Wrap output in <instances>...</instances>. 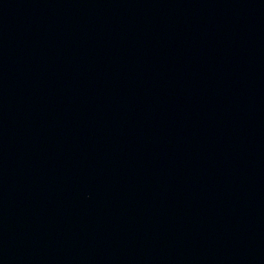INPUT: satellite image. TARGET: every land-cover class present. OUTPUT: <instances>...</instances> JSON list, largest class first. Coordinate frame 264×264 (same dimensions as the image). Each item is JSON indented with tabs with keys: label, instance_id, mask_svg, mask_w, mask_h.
<instances>
[{
	"label": "water",
	"instance_id": "obj_1",
	"mask_svg": "<svg viewBox=\"0 0 264 264\" xmlns=\"http://www.w3.org/2000/svg\"><path fill=\"white\" fill-rule=\"evenodd\" d=\"M0 127L188 264H264V0H0Z\"/></svg>",
	"mask_w": 264,
	"mask_h": 264
}]
</instances>
